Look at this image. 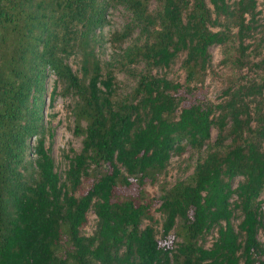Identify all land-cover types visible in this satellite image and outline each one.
<instances>
[{
	"label": "trees",
	"instance_id": "1",
	"mask_svg": "<svg viewBox=\"0 0 264 264\" xmlns=\"http://www.w3.org/2000/svg\"><path fill=\"white\" fill-rule=\"evenodd\" d=\"M112 6L128 12L117 40L137 32L124 57L142 68L126 95L94 53ZM259 15L256 0H0V264H264ZM214 46L224 87L214 102L184 106L211 74ZM175 64L181 84L168 78ZM49 73L75 97L81 138L62 181L42 133ZM186 150L192 173L170 185L169 160ZM145 182L158 186L160 222L143 191L137 201L112 195ZM88 213L94 230L84 236Z\"/></svg>",
	"mask_w": 264,
	"mask_h": 264
},
{
	"label": "rangeland",
	"instance_id": "2",
	"mask_svg": "<svg viewBox=\"0 0 264 264\" xmlns=\"http://www.w3.org/2000/svg\"><path fill=\"white\" fill-rule=\"evenodd\" d=\"M257 10L260 12V28H258L254 34V37L258 39L262 38L264 41V0H256ZM151 9L154 8V4L151 3ZM128 19V12L121 6H112L107 10L106 21L107 24L97 32L96 44L94 47V53L103 67H107L113 70L114 78L117 83L119 94L126 95L130 92L135 84L134 72L139 71L142 66L127 64L125 61V53L130 48L137 37V32H130L122 40H117L116 37L122 35ZM209 53L211 55V74L207 76L203 87L191 95H186L184 106L191 103L193 100L199 101H211L217 100L220 91L224 87L223 77L228 74V69L220 64L222 58L221 50L219 47H210ZM264 55V46L262 50ZM78 59L75 56L66 60V64L70 67L72 72L78 74ZM244 72V70H243ZM168 78H173L180 84L183 83V73L179 68V64H175L171 71H169ZM55 86V94L53 101H51L50 93L52 87ZM182 96V92H179ZM75 97L71 93H64L63 87L60 83L56 82L55 76L52 73L48 74L46 80V92L44 94V105L42 108L43 117V138L44 147L49 152L50 157L54 163V170L63 180V173L67 169L68 162L65 156L69 158L73 153H77L81 146V138L74 136L73 134V118L71 115V108L74 104ZM215 136L214 131H211V139ZM33 138L29 140V144H32ZM195 157H191L189 150L183 152L180 156H171L169 164L166 170L165 180L172 185L177 180H183L190 176L192 173V165L194 164ZM91 184L90 178H84L81 180V185L78 189L77 195L84 193ZM236 184V180L232 182V187ZM144 192L148 199H152L149 212L151 216L160 222V216L156 212L158 207L157 199L159 197L157 184H150L145 182L143 186L138 187L135 184H130L127 187L116 186L112 190L114 198H126L129 197L135 201L139 199V192ZM261 212L264 218V203L261 204ZM95 217L93 214L88 213L86 216V223L81 228V233L84 236H89L94 230ZM214 232H211L206 236L205 245L208 246ZM258 240L264 243V236L259 233ZM172 238L167 236L161 241L163 244H171ZM160 241V242H161ZM161 242V243H162ZM160 243V244H161Z\"/></svg>",
	"mask_w": 264,
	"mask_h": 264
}]
</instances>
